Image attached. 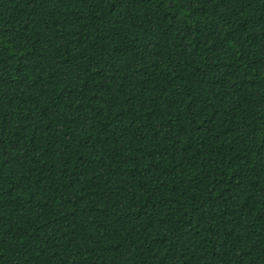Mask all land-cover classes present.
<instances>
[{
    "label": "trees",
    "instance_id": "trees-1",
    "mask_svg": "<svg viewBox=\"0 0 264 264\" xmlns=\"http://www.w3.org/2000/svg\"><path fill=\"white\" fill-rule=\"evenodd\" d=\"M0 264H264V0H0Z\"/></svg>",
    "mask_w": 264,
    "mask_h": 264
}]
</instances>
